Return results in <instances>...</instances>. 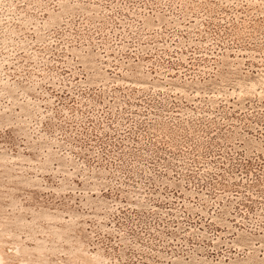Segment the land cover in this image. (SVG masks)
<instances>
[{"label": "rangeland", "instance_id": "374dc122", "mask_svg": "<svg viewBox=\"0 0 264 264\" xmlns=\"http://www.w3.org/2000/svg\"><path fill=\"white\" fill-rule=\"evenodd\" d=\"M3 264H264V0H0Z\"/></svg>", "mask_w": 264, "mask_h": 264}, {"label": "bare ground", "instance_id": "6f19581e", "mask_svg": "<svg viewBox=\"0 0 264 264\" xmlns=\"http://www.w3.org/2000/svg\"><path fill=\"white\" fill-rule=\"evenodd\" d=\"M3 258L1 257V255H0V264H3V260H2Z\"/></svg>", "mask_w": 264, "mask_h": 264}]
</instances>
